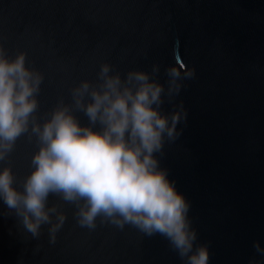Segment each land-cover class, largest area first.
<instances>
[{"label":"water","instance_id":"obj_1","mask_svg":"<svg viewBox=\"0 0 264 264\" xmlns=\"http://www.w3.org/2000/svg\"><path fill=\"white\" fill-rule=\"evenodd\" d=\"M0 44L11 58L26 53V66L43 75L41 117L61 98L70 103V89L94 81L105 62L122 78L158 64L165 88L175 57L195 69L174 100L165 97L164 112L182 102L187 118L160 166L190 202L209 264H264L254 248L264 247V0H0ZM37 150L35 138L17 141L18 178ZM54 203L66 220L51 243L49 225L32 238L0 200V264H183L158 234L99 218L82 228L73 205L50 195Z\"/></svg>","mask_w":264,"mask_h":264},{"label":"clouds","instance_id":"obj_2","mask_svg":"<svg viewBox=\"0 0 264 264\" xmlns=\"http://www.w3.org/2000/svg\"><path fill=\"white\" fill-rule=\"evenodd\" d=\"M159 71L154 64L151 72L133 69L122 78L102 63L94 81L84 79L70 89V103L61 98L41 117L43 75L26 66V53L11 58L0 44V165L7 162L0 166V200L32 238L49 225L54 243L66 220L62 205L49 206L51 195L74 206L82 228L95 229L98 218L121 230L131 225L145 236L164 237L183 264H209L208 244L196 243L190 202L158 158L165 143L182 134L177 126L187 118L182 102L164 112L165 97L174 100L195 69L175 57L165 69L167 88L156 79ZM22 136L35 138L38 150L30 172L18 178L10 160ZM254 248L264 255L258 241Z\"/></svg>","mask_w":264,"mask_h":264}]
</instances>
